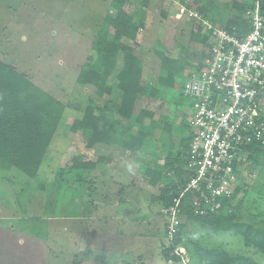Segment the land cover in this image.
Instances as JSON below:
<instances>
[{
  "label": "rangeland",
  "instance_id": "374dc122",
  "mask_svg": "<svg viewBox=\"0 0 264 264\" xmlns=\"http://www.w3.org/2000/svg\"><path fill=\"white\" fill-rule=\"evenodd\" d=\"M235 2L244 1L126 0L124 7L141 28L136 42L126 37L121 42L138 45L143 75L159 87L164 74L159 54L186 65L197 63L213 35L210 25L225 21L221 27H229L228 22L231 27L244 19ZM116 4V0H0V59L72 108L58 126L37 178L0 172V264H201L198 246L226 250L231 256L243 254L264 264V255L247 247L242 236L189 221L184 213L183 224L169 238L168 207L161 198L164 184H152L147 171L173 159L180 148L181 136L187 132L181 126L190 118V98L172 99L163 92L161 99L144 100L156 117L166 115L175 131L167 146L160 140L162 149L155 155L150 148L136 152L102 143L90 147L86 133L72 129L90 105L108 110L105 124L100 125H117L118 95L110 91L99 96L95 86L77 82L94 53L92 45L102 23L117 14ZM199 29L202 38L208 37L205 43L193 38ZM122 64L120 52L111 80ZM186 74L181 73L179 80ZM120 129L129 138L137 126L132 120ZM162 134L157 137L162 139ZM79 154L85 162H96L92 177L104 172L114 177L111 185L97 184L90 193L89 182L78 187L72 165ZM59 169L68 180L60 192L55 187ZM241 182L249 190L238 196L243 204L236 221L264 228V154L247 167ZM182 251L185 261L174 260L173 255Z\"/></svg>",
  "mask_w": 264,
  "mask_h": 264
},
{
  "label": "trees",
  "instance_id": "16d2710c",
  "mask_svg": "<svg viewBox=\"0 0 264 264\" xmlns=\"http://www.w3.org/2000/svg\"><path fill=\"white\" fill-rule=\"evenodd\" d=\"M174 1L180 2L181 0ZM243 1L235 2L234 6L241 15L244 13L246 15L250 8L256 6L257 0ZM116 2L118 3L116 4L117 14L115 17L108 16L102 23L92 45L94 53L88 57L80 70L77 82L80 85L95 86L99 96L110 91H114L118 95L119 101H117L114 114L117 125H100L101 122L105 124V118L108 117L109 112L102 105H90L84 110L82 117L74 121L72 129L74 131L83 130L90 147L102 143L118 145L126 150L136 152L150 148L151 153L155 155L158 148L162 149L160 140L167 146L171 137L175 135V131L174 127L168 123L166 115L156 117L153 110L145 107L144 100L148 98L161 99L159 98L161 97L160 93L163 92L167 96H173L172 99L183 95V87L188 73L200 66L205 54L197 63L186 65L179 59L160 53L161 68L164 74L162 73L159 78V87H153L143 75V63L138 54V45L135 43L131 46L121 42L123 37L136 42L141 25L134 22V15H130L128 9L124 7L123 3L126 0H116ZM179 4L182 6V3ZM259 4L264 13V0H259ZM245 22L246 20L243 19L235 26L243 27ZM228 26L230 27L229 24ZM110 34H113L112 39L109 38ZM192 35L193 38L203 43L208 39L205 36L202 38L200 29L198 32L194 31ZM120 52L123 53L122 69L111 80L110 77L117 69ZM183 72L187 74L184 77L180 76L181 80H179V75ZM71 110L72 108L19 73L14 66L0 59V172L8 175L21 174L31 179L37 178L58 126L65 119L66 112ZM132 120L135 122L137 130L129 138H124L125 131L120 128L128 126ZM184 125L181 128L187 127L188 130L189 124L185 123ZM161 133H163V140L159 138ZM189 137L187 132L181 136L180 148L177 153L173 154V159L169 160L170 154L167 156L164 153L168 158L164 165H156L154 169L149 168L147 171L152 184H164L161 189V198L166 208L174 204L173 200L179 194V188L186 183L182 168L184 159L181 157L180 151L182 148H187ZM248 150L250 151L249 163L250 161L251 163L258 162L264 154V143L252 144ZM83 158L84 156L79 154L74 159L72 165L74 168L72 173L76 174L74 180L82 184L86 183V185L90 182L91 188L97 189V184H101V187H108L114 177L108 172H104L96 178L92 177L96 162H85ZM101 160H105V157H102ZM65 175L67 174L63 169L56 172L55 187L58 186L59 192L64 189L66 181H68L67 179L64 181ZM243 185L241 182L235 193L224 198L220 209L205 215L196 214L192 195H186L187 197L181 203V212L186 215L189 221L197 220L215 230L242 236L247 247L256 248L264 255V228L236 221V212L241 209L243 204V198H238V196L242 192L246 195L249 190L248 186ZM197 252L201 264H259L252 257L243 254L231 256L222 249L198 246ZM173 256L174 260H180L178 255Z\"/></svg>",
  "mask_w": 264,
  "mask_h": 264
},
{
  "label": "built area",
  "instance_id": "2783aa9c",
  "mask_svg": "<svg viewBox=\"0 0 264 264\" xmlns=\"http://www.w3.org/2000/svg\"><path fill=\"white\" fill-rule=\"evenodd\" d=\"M244 19L243 27L210 25L205 57L183 87V95L192 100L190 137L180 151L186 183L167 210L171 239L183 224L186 195H192L196 214L217 211L241 184L250 145L264 143V13L259 0ZM183 253L175 255L185 261Z\"/></svg>",
  "mask_w": 264,
  "mask_h": 264
},
{
  "label": "crops",
  "instance_id": "0c3cea01",
  "mask_svg": "<svg viewBox=\"0 0 264 264\" xmlns=\"http://www.w3.org/2000/svg\"><path fill=\"white\" fill-rule=\"evenodd\" d=\"M180 12H181V10H180L179 12H177V14H179ZM223 22H225V21H223ZM223 22H219V21H218V22H217V25H218V26H225L226 23H223ZM228 24H229V22H228ZM228 24H227V25H228ZM100 144H101V143H100ZM92 172H93V171H92ZM103 174H104V173H103ZM108 174H109V173H108ZM100 175H102V174L100 173ZM100 175H98V176H100ZM89 183H90V182H89ZM77 186H78V187H83V184H82L81 182H78V183H77ZM90 191H91V187L88 186V193H90ZM123 195H124V194H123ZM88 197H90V196H88ZM88 197H87V198H88ZM92 199H94V198H92ZM102 202H103V199H102ZM108 202H109V201H108ZM103 203H105V206H106L107 202H103ZM120 203H123V202H120ZM103 205H104V204H103ZM101 211H102V210H101ZM124 215H126L125 212H124Z\"/></svg>",
  "mask_w": 264,
  "mask_h": 264
},
{
  "label": "clouds",
  "instance_id": "9594fccd",
  "mask_svg": "<svg viewBox=\"0 0 264 264\" xmlns=\"http://www.w3.org/2000/svg\"><path fill=\"white\" fill-rule=\"evenodd\" d=\"M180 260H181V258H180Z\"/></svg>",
  "mask_w": 264,
  "mask_h": 264
}]
</instances>
